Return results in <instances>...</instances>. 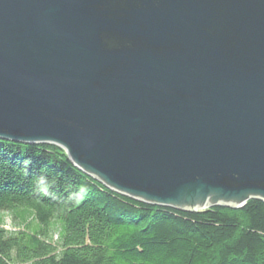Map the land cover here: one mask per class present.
I'll return each instance as SVG.
<instances>
[{
  "label": "water",
  "instance_id": "1",
  "mask_svg": "<svg viewBox=\"0 0 264 264\" xmlns=\"http://www.w3.org/2000/svg\"><path fill=\"white\" fill-rule=\"evenodd\" d=\"M0 138L145 203L264 201V0H0Z\"/></svg>",
  "mask_w": 264,
  "mask_h": 264
},
{
  "label": "trees",
  "instance_id": "2",
  "mask_svg": "<svg viewBox=\"0 0 264 264\" xmlns=\"http://www.w3.org/2000/svg\"><path fill=\"white\" fill-rule=\"evenodd\" d=\"M0 264H264V201L197 211L145 203L56 144L0 138Z\"/></svg>",
  "mask_w": 264,
  "mask_h": 264
},
{
  "label": "rangeland",
  "instance_id": "3",
  "mask_svg": "<svg viewBox=\"0 0 264 264\" xmlns=\"http://www.w3.org/2000/svg\"><path fill=\"white\" fill-rule=\"evenodd\" d=\"M4 213V226L6 228H14L15 225H13V220L12 217L7 213V212H3ZM53 238H56V233H54Z\"/></svg>",
  "mask_w": 264,
  "mask_h": 264
},
{
  "label": "bare ground",
  "instance_id": "4",
  "mask_svg": "<svg viewBox=\"0 0 264 264\" xmlns=\"http://www.w3.org/2000/svg\"><path fill=\"white\" fill-rule=\"evenodd\" d=\"M185 207H190V208H193V207H198V206H185Z\"/></svg>",
  "mask_w": 264,
  "mask_h": 264
}]
</instances>
